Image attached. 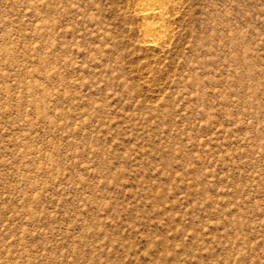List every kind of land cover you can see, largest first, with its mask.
Returning a JSON list of instances; mask_svg holds the SVG:
<instances>
[{
    "label": "rangeland",
    "instance_id": "obj_1",
    "mask_svg": "<svg viewBox=\"0 0 264 264\" xmlns=\"http://www.w3.org/2000/svg\"><path fill=\"white\" fill-rule=\"evenodd\" d=\"M0 264H264V0H0Z\"/></svg>",
    "mask_w": 264,
    "mask_h": 264
},
{
    "label": "bare ground",
    "instance_id": "obj_2",
    "mask_svg": "<svg viewBox=\"0 0 264 264\" xmlns=\"http://www.w3.org/2000/svg\"><path fill=\"white\" fill-rule=\"evenodd\" d=\"M149 3L150 4H146L145 6L141 7V10L140 11H141L142 17L145 18V19H147V18L148 19H150V18L151 19H154V18H160V17H162V10L160 9V7L162 6V4L158 5L159 4L158 3V4L153 5L154 3L153 4H151V2H149ZM149 27L151 29L150 30V33H149L151 35V37L148 39L149 41H154L158 36L161 35V33H163V28L161 29V28L157 27L156 25H153V26H150L149 25ZM149 41H148V43H151Z\"/></svg>",
    "mask_w": 264,
    "mask_h": 264
}]
</instances>
